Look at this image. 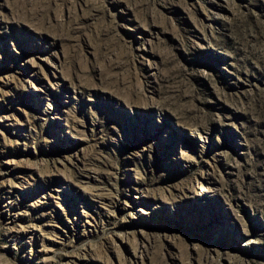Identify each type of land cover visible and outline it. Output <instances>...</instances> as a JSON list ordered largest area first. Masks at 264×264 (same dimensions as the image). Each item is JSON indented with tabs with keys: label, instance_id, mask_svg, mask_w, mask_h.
<instances>
[{
	"label": "rangeland",
	"instance_id": "374dc122",
	"mask_svg": "<svg viewBox=\"0 0 264 264\" xmlns=\"http://www.w3.org/2000/svg\"><path fill=\"white\" fill-rule=\"evenodd\" d=\"M0 264H264V0H0Z\"/></svg>",
	"mask_w": 264,
	"mask_h": 264
}]
</instances>
